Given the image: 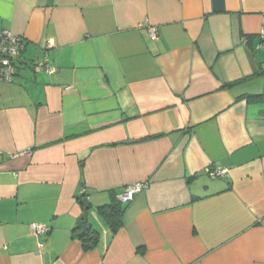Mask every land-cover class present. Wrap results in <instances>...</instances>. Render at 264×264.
<instances>
[{"label":"crops","instance_id":"crops-1","mask_svg":"<svg viewBox=\"0 0 264 264\" xmlns=\"http://www.w3.org/2000/svg\"><path fill=\"white\" fill-rule=\"evenodd\" d=\"M3 29L0 264H264V0H0Z\"/></svg>","mask_w":264,"mask_h":264},{"label":"built area","instance_id":"built-area-1","mask_svg":"<svg viewBox=\"0 0 264 264\" xmlns=\"http://www.w3.org/2000/svg\"><path fill=\"white\" fill-rule=\"evenodd\" d=\"M150 31V38L152 40L156 39V28L152 27ZM261 38L264 42V34H262ZM23 48L24 39L22 36L4 29L0 31V82H8L13 79L16 74V63L23 51ZM37 65L42 67L47 73H53L56 70L54 65L48 63L46 57L42 60H38ZM208 172L211 176H223L227 173V168L218 166L209 169ZM146 185L147 183L145 181L125 184L117 196L118 201L125 203L132 200L136 194L140 193L146 187ZM30 228L34 235H41L49 230V227L37 223H31ZM42 245V243H38L39 248L42 247Z\"/></svg>","mask_w":264,"mask_h":264},{"label":"trees","instance_id":"trees-1","mask_svg":"<svg viewBox=\"0 0 264 264\" xmlns=\"http://www.w3.org/2000/svg\"><path fill=\"white\" fill-rule=\"evenodd\" d=\"M248 100H264V93L246 95ZM112 145V144H111ZM84 194L78 196V200L84 205V214L78 219L74 232L82 241L84 250L95 248L98 242V232L94 230L88 221L86 213L89 210V204L83 198ZM98 214L105 220L112 232L116 231L123 224V208L118 201H112L96 207Z\"/></svg>","mask_w":264,"mask_h":264}]
</instances>
